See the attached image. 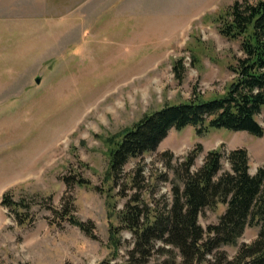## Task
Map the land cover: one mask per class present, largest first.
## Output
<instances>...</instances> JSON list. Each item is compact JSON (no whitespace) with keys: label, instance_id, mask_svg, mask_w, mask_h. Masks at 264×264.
Masks as SVG:
<instances>
[{"label":"rangeland","instance_id":"rangeland-1","mask_svg":"<svg viewBox=\"0 0 264 264\" xmlns=\"http://www.w3.org/2000/svg\"><path fill=\"white\" fill-rule=\"evenodd\" d=\"M27 1L45 14L0 19V264H127L131 235L122 231L112 251L110 224L135 192L170 202L168 159L175 165L200 145L194 169L216 148L225 169L235 148L247 150L251 174L264 164V134L212 129L198 136L187 127L130 160L117 183L105 178L109 136L194 93H224L232 80L228 65L240 52L212 16L235 0H135L123 15L105 0ZM178 59L180 73L173 69ZM256 118L264 128V108ZM137 166L140 187H127ZM79 178L88 184H76ZM6 191L25 206L28 222L19 224L1 204ZM69 205L77 219L93 223L94 238L53 212ZM223 209L205 208L199 224L217 223ZM257 231L248 227L238 245ZM236 249L221 250L233 256ZM162 258L155 254L147 264Z\"/></svg>","mask_w":264,"mask_h":264},{"label":"trees","instance_id":"trees-1","mask_svg":"<svg viewBox=\"0 0 264 264\" xmlns=\"http://www.w3.org/2000/svg\"><path fill=\"white\" fill-rule=\"evenodd\" d=\"M212 19L222 37L238 42L240 52L228 65L232 80L224 93L208 99L194 93L187 101L145 113L109 136L107 181L117 183L124 166L154 152L170 130L192 127L196 135L203 136L212 129H227L263 136L264 128L256 117L264 108V0H235ZM173 69L181 72L182 59ZM201 151L197 145L175 165L167 160L173 176L169 203L135 192L115 212L117 224H110L109 248L117 251L120 233H130L132 247L127 251V264H147L155 254L163 257L161 264H264V164L251 174L247 150L235 148L225 157V169L224 154L216 148L208 150L194 169ZM164 155L171 156L167 152ZM141 171L137 166L134 176L126 180L127 187H140L137 178ZM64 181L69 184L68 178ZM76 184L88 182L79 178ZM1 204L14 212L19 224L29 221L25 206L13 201L9 191L3 194ZM218 205L224 209L217 223L204 229L199 224L200 214ZM53 212L95 237L93 223L77 219L71 205ZM248 227L257 228L255 239L238 245ZM225 246L237 247L233 256L221 250Z\"/></svg>","mask_w":264,"mask_h":264},{"label":"crops","instance_id":"crops-1","mask_svg":"<svg viewBox=\"0 0 264 264\" xmlns=\"http://www.w3.org/2000/svg\"><path fill=\"white\" fill-rule=\"evenodd\" d=\"M135 0H105L106 5L115 4V10L121 15L127 11H132L135 4L131 3ZM76 2V1H74ZM45 9L39 4L29 6L27 0H0V19H10L12 17L27 18L31 15H44Z\"/></svg>","mask_w":264,"mask_h":264},{"label":"water","instance_id":"water-1","mask_svg":"<svg viewBox=\"0 0 264 264\" xmlns=\"http://www.w3.org/2000/svg\"><path fill=\"white\" fill-rule=\"evenodd\" d=\"M40 79H41L40 77H36V78H35V83H36V84H39V83H40Z\"/></svg>","mask_w":264,"mask_h":264}]
</instances>
